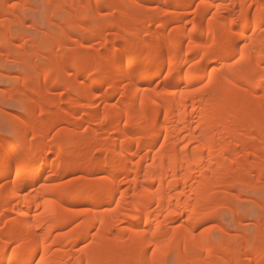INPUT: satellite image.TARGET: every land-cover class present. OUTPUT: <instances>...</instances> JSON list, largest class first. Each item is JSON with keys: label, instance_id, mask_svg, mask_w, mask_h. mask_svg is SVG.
<instances>
[{"label": "bare ground", "instance_id": "obj_1", "mask_svg": "<svg viewBox=\"0 0 264 264\" xmlns=\"http://www.w3.org/2000/svg\"><path fill=\"white\" fill-rule=\"evenodd\" d=\"M124 1L131 4L121 16L140 6L139 0ZM28 2L0 1V49L9 48L17 38L23 42L16 32L9 33L8 22L1 18ZM198 2L199 18L189 20L175 9H192L197 0H169L167 23L180 25L175 35L163 26L152 31L145 20L112 22L109 27L122 26V33L114 35L106 57L94 61L88 42L99 35L82 26L67 28L64 43L77 32L87 50L73 53L78 63L68 67L75 89L71 113L53 120L52 114L39 111L24 126L16 124L11 139L0 135V181L5 182L0 188V264H110L107 257L116 254L121 264H168L173 255L184 256L181 264H218L230 253L239 254L233 238L218 240V235L214 240L205 224L219 217L227 200L216 189L239 183L229 179L239 169L258 168L246 154L264 141V0ZM77 4L95 7L89 21L98 18L99 9L113 6L110 0H71L70 6ZM82 21L77 25H84ZM59 52L46 58L40 78L47 93L62 86L58 78L67 69L55 73ZM13 53V61H19L22 48ZM162 75L166 87L154 88L153 82ZM28 77L19 73L10 84L24 79L30 89L38 78ZM82 77L91 82L83 86ZM117 95L123 100L114 101ZM42 96L37 93L39 99ZM102 98L105 108L100 111L97 100ZM85 107L95 109L89 116L99 125L111 123L118 130L107 137L92 129L80 136L65 134L76 145L74 152H65L59 138L51 142L49 132L73 121ZM38 119L34 127L32 122ZM105 131L106 135L110 130ZM87 136L100 145L98 153H106L109 164L99 166L96 154L81 152L78 140ZM139 153L142 157L134 163ZM83 158L86 162L67 166L70 159ZM81 170L92 171L97 178L68 187L53 185L64 174ZM75 222L72 230L64 231ZM245 245L241 252L246 264H264V235L255 246L249 239ZM212 254L217 255L213 262Z\"/></svg>", "mask_w": 264, "mask_h": 264}, {"label": "rangeland", "instance_id": "obj_2", "mask_svg": "<svg viewBox=\"0 0 264 264\" xmlns=\"http://www.w3.org/2000/svg\"><path fill=\"white\" fill-rule=\"evenodd\" d=\"M0 1L1 3L7 5V3H5L7 0L6 1L0 0ZM47 1L48 0H29L28 2L29 4H27L23 9H21L23 6H18L15 12L13 13L10 12L9 13L10 15L6 14L7 16L4 15V17L1 18V20L4 18V20L6 19L5 22L6 21L8 22L6 23L9 33L16 32L15 35L17 37L24 38L23 42L18 40V38L14 39L13 42L11 43L12 45L10 44L9 48L0 49V135L8 139L12 138L16 124L18 125L20 124L21 126H24L25 124H27L29 118H31L32 116L38 117L40 115V112L41 115L42 114L45 115L46 113L52 114V116L50 117L53 120L58 118H63L67 116V113H71V104L73 103L72 99L74 96L75 89L70 81L72 70L68 69V67H70L73 63H78L74 59V57H72L73 53L75 54L77 52L78 55H81L82 52L84 53L87 50L82 48L81 46L82 36L80 33L77 32L72 33L70 35L72 41H70L67 44L64 43V41L67 39L68 27L82 26L86 28L87 31L92 33H97L99 35L98 38L97 37L95 39L93 38L88 42V47H89L88 51H91L93 53L92 61H94L97 58L103 56L106 57V55L110 51L109 47H111L110 43L111 40L114 38V35L122 33L121 25L120 28L109 27V24H112V22L123 23L122 20H124L125 22L127 20L129 21L130 19V21L132 20L134 21V23H136L145 20L150 22V26H149L150 30L155 31L158 26H163V28H165L166 31L169 30L172 32L171 35H175L176 27L180 26V25H169L167 23L170 17L169 12L167 10L168 7L167 3H169V0H153V1L139 0L138 3L140 4V6H137L138 8L136 7V9H131L130 11L131 13L128 12L127 13L128 15H126L125 13V16H121V13L122 12L124 13L125 11H123V9L126 10L125 8L130 7L131 3L129 4L124 0H110L113 6L110 9H99V11L97 10L99 16L94 21H89V19L91 16H93L96 13L95 12L96 9H94L95 7L90 8L91 9L90 10V9H85L84 5L77 4L75 7L71 8L70 6L71 0H67V1L64 0L63 2L59 3L61 5L59 4L56 5L55 3L49 4ZM53 1L55 0H52V2ZM198 3L199 2L197 0V3L192 9L176 8L175 12L186 14L189 20H193L195 18L198 19L199 9H200ZM17 11L19 12L17 13ZM49 14H52V18L50 19H48ZM82 19H83L82 24L84 25H77V23H79L80 20ZM54 37L57 40L56 42L51 43L50 41H52ZM143 37H145V34H143ZM25 38L27 40H25ZM142 40L139 41L142 42ZM203 40H205V38H203ZM23 43L25 45H23ZM187 46H188L187 44L184 45L183 47L184 51L186 50ZM18 48H22V54L19 57L20 59L18 58L19 61L16 60L14 62L13 52L15 50L17 51ZM58 51L61 52V53L59 52L61 55V62L58 64V66L54 68L55 73L58 75V73H60L62 68H67V69L61 74V76H59V78L57 77L59 82L62 83V86L55 87L54 89L49 91L50 93H47V91L46 92L43 91L44 84L43 82L40 81L41 80L40 78L42 77L46 65V58L54 57L55 56L54 54H57ZM36 71L38 73H36ZM19 73H24L26 79L29 78L28 76L37 75L38 82L32 85L30 89L25 87V83L27 80L24 79L19 80L16 86L11 85L10 83L12 82V79L15 76H17ZM95 80L98 81L99 78H96ZM80 81L81 83H83L84 86L85 84L88 85L91 82V79L89 77H82ZM80 85L82 86V84ZM153 87L154 88L166 87L165 75H162L161 77L156 79L153 82ZM122 90L123 89L119 86L118 93H121ZM37 93L38 94L42 93L43 98L39 99L37 97ZM34 98L35 101L32 102L31 105L29 104L25 106L24 104L25 102H28L29 99H34ZM119 99L120 96L117 95L114 101L118 102ZM253 99L256 98L252 96L250 100L254 101ZM120 100H123V98ZM83 101L84 100H82L81 103ZM97 101L99 107L97 108L100 111H102L101 109L104 110L105 108L103 104L104 98L98 99ZM82 104L85 106L87 102L84 101ZM246 104L249 106L247 102ZM86 108L87 107L78 111L77 113L78 115L76 114L77 118L75 117L73 121L63 122L54 126L50 130L48 135L52 140L51 142H53L54 138H59L61 140L60 143L62 144L61 147L64 148L65 152H74L76 149V145L74 146L73 143L74 140L73 138L72 139L64 138L65 134L73 133L75 135L76 133V135L80 136L82 134L85 135L87 132H90L88 131L89 129L90 130L92 129L91 131L93 133L94 131H96V134H100L101 136L104 135V137L105 136L107 137V136H112L113 134L111 133H113L114 131L116 132L118 130L111 123H107L105 125L104 124L99 125L98 120L93 119L89 116L90 114H92L91 112H94L95 109L90 110L87 108L88 109L87 110ZM78 117H81L83 120H81V118L79 119ZM38 121L39 119L37 121H33L32 125L34 127H37ZM95 121L98 122L96 123ZM80 122L81 123L85 122V123L80 124ZM105 129H106L105 132L110 130L108 131V133H106V135L104 134ZM85 130H87V132H85ZM256 133L257 131L254 130L252 133L253 135L251 136L252 137L255 136ZM100 135L99 138L101 137ZM96 137H98V135ZM48 138L47 140L50 141V138L49 139ZM78 143L81 144V148H82L81 152L85 151L88 155L94 154V156L96 154V158H97L96 163L99 166H105L110 163V159L106 156V153L105 154L102 153L103 155L98 153L100 152L101 147L99 148L100 145L97 144V142L93 143L90 137L88 136L84 137L80 141L78 140ZM95 145H97V147ZM255 146L258 152H256L257 150L252 149L251 151L249 150V152L253 151L254 153V154L252 153L253 156H250L252 155L251 153H247V154L245 153V154L247 159L249 160V163L251 162V164L253 163L255 164V166L258 165V168L253 169L250 172L249 171L247 172L245 171V169L241 168V170L240 169L238 170L239 173L236 171L235 176H233V178H229L231 179L230 180L231 182L232 181L235 182L236 180H238L239 183H236L231 188L230 186L229 187L224 186L225 188L218 187V189H216V191H218L217 192L218 194L221 195L226 194L225 196L227 200L220 207L219 217L205 224L207 228L212 229L214 240H217L219 236L220 237L218 238V240L221 238L222 239L233 238V242H232L233 243L232 246L234 247L233 249L239 251L238 255L234 253L233 254L230 253L226 255L225 257L222 258V261L219 262L218 264H234L235 261L237 262L239 261L240 264H246L244 260L245 256L243 255L246 248L245 242L249 239L251 241L252 246H255L258 240L261 238V236L264 235L263 234L264 223L262 222L264 221V141L261 144L256 143ZM130 149L131 148H128L127 152ZM141 157H142V153H139L133 159L134 163L139 162ZM68 162L69 163H67L68 164L67 166L72 168L77 166L78 163L86 162V159L84 158L79 160L70 159ZM241 162L243 163V165H245L246 163L244 159H242ZM107 172H109V170ZM248 173L250 175H247ZM245 174L247 177L245 176ZM100 175L101 174H99V177L105 176V175H101V176ZM95 178L97 177L93 176L92 171L81 170V171L69 172L67 174H64L61 179H59L58 181L57 180L54 181L53 185H55L56 187H68L73 184H76L80 180L83 179L94 180ZM243 180H245V182L240 183V181L243 182ZM4 185L5 182L0 181V188L3 187ZM123 187L125 186L123 185ZM76 209L77 211H81L84 208L82 206V207H77ZM260 222H262L261 226H260ZM75 225L76 222L73 225H70L64 231L68 232L69 230H72ZM219 229L224 230L225 231L224 234L222 235L219 234L220 233ZM181 248L179 247L178 250H180ZM78 249L79 248H76L75 251H77ZM241 251L243 252V254ZM212 255L214 256L211 257V260L213 262L216 259L217 255L216 254H212ZM173 256H174L173 259L172 258L169 259L170 261H168V264H177V263L181 264L183 262L184 256L183 258L182 256L179 255H173ZM176 260L177 262H175ZM106 261H108L110 264H121V258L118 254L108 256Z\"/></svg>", "mask_w": 264, "mask_h": 264}]
</instances>
